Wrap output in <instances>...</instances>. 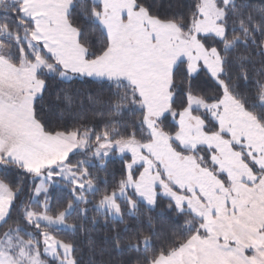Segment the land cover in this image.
I'll use <instances>...</instances> for the list:
<instances>
[{"label":"snow or ice","instance_id":"obj_1","mask_svg":"<svg viewBox=\"0 0 264 264\" xmlns=\"http://www.w3.org/2000/svg\"><path fill=\"white\" fill-rule=\"evenodd\" d=\"M90 212L136 264H264V0H0V264H81Z\"/></svg>","mask_w":264,"mask_h":264},{"label":"trees","instance_id":"obj_2","mask_svg":"<svg viewBox=\"0 0 264 264\" xmlns=\"http://www.w3.org/2000/svg\"><path fill=\"white\" fill-rule=\"evenodd\" d=\"M262 0H252L254 5H259ZM55 87V86H54ZM60 89L68 91L74 98L75 103L77 105H82L84 112L90 118L93 115L94 109L99 107L98 104L93 103V98L95 97H105L107 93V89H99L92 84L77 82L75 84L71 83H63L59 85ZM48 97L46 96V103L48 101ZM55 100V97H52ZM115 159V158H114ZM120 168V163L118 159H115L114 163H109L108 172H100L98 175L101 180L107 179L109 184L112 183V173L116 172ZM116 179H119V176H116ZM53 194V205H55L58 201L63 202L62 198L67 197V192L61 187H54L50 189ZM92 197H90L91 199ZM98 199V197H96ZM93 215L92 212L89 213V220H76V214H73V218L70 219V223L76 222L83 224L85 229L87 230H77L76 232H72L68 229H59L54 232L58 239L71 240L77 246V256L81 260V264H96L101 258L105 261L111 259L113 264H136V254L135 253H125L118 254L113 251L106 243L108 237L112 235L111 224H106L103 218H99L95 224L90 222V218ZM156 225V230L161 234L167 233L175 227V225L167 218H163L157 221H154ZM182 223V221H181ZM95 247L96 254L90 250L92 247ZM103 248L104 254L103 257L100 255V249Z\"/></svg>","mask_w":264,"mask_h":264},{"label":"rangeland","instance_id":"obj_3","mask_svg":"<svg viewBox=\"0 0 264 264\" xmlns=\"http://www.w3.org/2000/svg\"><path fill=\"white\" fill-rule=\"evenodd\" d=\"M61 229H64V228H61Z\"/></svg>","mask_w":264,"mask_h":264}]
</instances>
